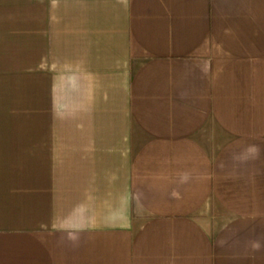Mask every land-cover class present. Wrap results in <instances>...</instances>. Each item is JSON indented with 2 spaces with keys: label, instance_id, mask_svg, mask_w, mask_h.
Returning <instances> with one entry per match:
<instances>
[{
  "label": "crops",
  "instance_id": "1",
  "mask_svg": "<svg viewBox=\"0 0 264 264\" xmlns=\"http://www.w3.org/2000/svg\"><path fill=\"white\" fill-rule=\"evenodd\" d=\"M0 264H264V0H0Z\"/></svg>",
  "mask_w": 264,
  "mask_h": 264
}]
</instances>
